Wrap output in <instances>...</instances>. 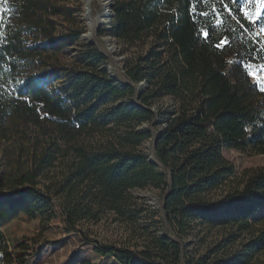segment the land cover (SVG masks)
Masks as SVG:
<instances>
[{"label": "trees", "instance_id": "16d2710c", "mask_svg": "<svg viewBox=\"0 0 264 264\" xmlns=\"http://www.w3.org/2000/svg\"><path fill=\"white\" fill-rule=\"evenodd\" d=\"M223 5L114 0V36L128 44L153 36L150 48L126 67L133 82L147 84L136 103L135 88L109 74L96 47L84 46L71 62L60 58L57 47L74 45L84 33L65 0H3L0 147L12 141L10 154L29 164L0 172L5 264L15 260L3 227L22 212L44 210H58L75 229L107 215L135 226L151 219L156 229L144 234L141 248L85 239L112 250L121 264H182V245L170 237L160 207L134 194L153 187L162 196L168 186L143 149L156 115L155 127L164 124L157 155L173 177L165 214L178 239L207 223L228 233L226 246L239 241L241 247L230 257L218 255L221 246L197 259L185 252V263L253 264L264 252V217L256 216L264 205V167L235 183L234 165L222 154L223 148L264 152V91L247 69L264 65V33L243 16L242 0ZM57 17L71 25L62 29ZM52 76L65 80L56 86ZM166 96L174 106L157 110L154 104Z\"/></svg>", "mask_w": 264, "mask_h": 264}, {"label": "rangeland", "instance_id": "374dc122", "mask_svg": "<svg viewBox=\"0 0 264 264\" xmlns=\"http://www.w3.org/2000/svg\"><path fill=\"white\" fill-rule=\"evenodd\" d=\"M242 2L245 6L247 0H242ZM65 3L68 7L76 9L75 15L76 17L78 16L79 20L78 27H82L84 33L74 45L57 47L58 55L63 61L71 62L84 46H94L106 58V66H112L115 73H118V70L122 69L126 74V67L135 63L136 59L150 48L153 41L151 34L144 36L142 40L133 44H128L114 36L110 31L113 18L110 17L106 21H100L102 0H91L90 14L85 0H65ZM249 7L254 13L258 5L253 3ZM2 11L3 0H0V15ZM88 14L91 16L92 21H94V34L90 35V37L95 43H89L83 38L84 34L89 33ZM56 19L62 29H66L71 25L68 22H60L63 18L57 17ZM263 19L264 15L255 22L262 33H264L261 30L264 29ZM109 36L113 39L112 44H108L105 41ZM96 43H100L102 50L110 54L117 61L118 67L112 64L109 57L100 50ZM247 69L249 72L254 73L257 72V69H260L257 75L261 81H264V70L259 65L248 64ZM251 77L257 82V76ZM49 80L58 86L65 79H57L56 76H52ZM154 106L158 110L159 108H169L174 105L172 98L166 96L158 100ZM163 127L164 124L161 121L156 126L157 129H162ZM140 128L146 129L144 125H141ZM23 144L28 143L25 142ZM11 145L12 141H9L0 147V172L2 174L4 171L16 170V166L21 163H24L23 167L29 165L25 157L19 160L17 154H10L13 148ZM145 151L147 152V150ZM222 154L234 165L235 178L233 181L235 183L243 180L247 170L264 167V152H258L250 148L246 150L223 148ZM229 188V186H225L223 190L228 191ZM148 192H152V195L141 197L142 194L147 195ZM221 192L219 191V193ZM134 194L144 199L153 208L159 207L161 197L159 189L152 187L136 190ZM256 216L259 218L264 217V205L258 209ZM155 218L160 219L159 216H155ZM148 227L149 229L147 230ZM158 228L156 231L162 234L164 230L163 225ZM155 229L151 219H144L135 226L131 223L116 220L111 215H107L97 222L83 220L79 222L77 229H75L66 225L63 215L58 210L52 212L44 210L35 214L22 212L5 225L2 230L5 235L8 251L15 260L14 264H121L112 250L100 248L96 243L87 241L85 239L86 236L106 245L137 249L142 247L143 239L145 238L144 234L153 232ZM227 234L226 231L220 228L208 227L207 223L204 225L197 224L191 233L183 239L185 242V252L189 253V256L194 259L209 253L212 249L219 246L222 248L218 253L221 257H230V255L239 253L241 250L239 241L226 246ZM225 241L226 243H224ZM1 254L0 248V264H5L1 259ZM253 262V264H264V252H261Z\"/></svg>", "mask_w": 264, "mask_h": 264}, {"label": "water", "instance_id": "95a60500", "mask_svg": "<svg viewBox=\"0 0 264 264\" xmlns=\"http://www.w3.org/2000/svg\"><path fill=\"white\" fill-rule=\"evenodd\" d=\"M113 5H114V0H112V3L110 5V8H111L110 17L111 18L115 17V12L113 11ZM87 35L88 34H84L83 38L89 43H95V42L90 41L88 39ZM105 41L108 44H112L113 39H112L111 36H109L107 39H105ZM96 44L98 45L100 50L109 57V59L111 60L112 64L115 65V67H118V65L116 64L117 61L110 54H108L104 50H102V48L100 47V43H96ZM107 68H108L109 74L111 76H115L118 79H120L121 81H123L125 84L131 85V86H133L135 88L136 93H135V96H134V100L136 101V103H138V99L140 98L143 89L147 87L146 82L135 83V82H133L130 79V77L127 74H125L123 72L122 69L118 70L119 71L118 73H115L112 66H108ZM152 110L156 112L155 107L152 108ZM157 120H158V118H157V115H156V117L148 125L150 131L152 132V138H151L150 141H148V142L143 144V149L147 150L150 162L156 164L162 170V172L166 175L168 186H167V189L164 192V194L160 197L159 207L161 209V214H162L163 219L165 221V224H166V227H167V230L169 232L170 237L172 239L176 240V241H179L181 243V245H182V255H181L182 264H186L185 260H184L185 242L183 240L181 241V240L178 239V236L176 235V233L174 232V230L172 229V227L168 223V220H167L166 214H165L166 201H167L168 196H169V194H170V192L172 190V187H173V177H172L171 169L168 166H166L164 163H162L159 160L158 155H157V143H158V140L160 139V137L163 134V130L162 129H157L155 127V124H156ZM151 195H152V192H148L147 195L142 194L141 197L142 196L143 197H148V196H151Z\"/></svg>", "mask_w": 264, "mask_h": 264}, {"label": "snow or ice", "instance_id": "6c2138e0", "mask_svg": "<svg viewBox=\"0 0 264 264\" xmlns=\"http://www.w3.org/2000/svg\"><path fill=\"white\" fill-rule=\"evenodd\" d=\"M221 4L223 5V0H220ZM232 3H239V0H232ZM255 3L258 5L255 12L253 13L252 9L249 7V5ZM226 10H231V5H223ZM214 11H219L218 9H213ZM240 11L243 13V16L248 19L250 22L255 23L262 15H264V0H247V3L243 8L240 9ZM223 15V12L220 13ZM4 27V21L2 18H0V28ZM264 31V29H261ZM203 37L205 40L210 38L209 32H204ZM223 43V41H221ZM219 47V45H217ZM260 68H264V65H261ZM260 69H257V72H249V76H257V87L260 88L261 91H264V81H261L258 77V72ZM18 91V90H17Z\"/></svg>", "mask_w": 264, "mask_h": 264}, {"label": "bare ground", "instance_id": "6f19581e", "mask_svg": "<svg viewBox=\"0 0 264 264\" xmlns=\"http://www.w3.org/2000/svg\"><path fill=\"white\" fill-rule=\"evenodd\" d=\"M111 1L112 0H102V12L100 14V21H106L110 18V13H111V8H110V5H111ZM85 3L87 4L88 6V11H89V14H90V10H91V0H85ZM88 14V20H89V33L87 35L88 39L92 42H94L90 35L92 36L94 34V21H92V18L91 16ZM99 21V22H100ZM114 50V49H112Z\"/></svg>", "mask_w": 264, "mask_h": 264}, {"label": "built area", "instance_id": "2783aa9c", "mask_svg": "<svg viewBox=\"0 0 264 264\" xmlns=\"http://www.w3.org/2000/svg\"><path fill=\"white\" fill-rule=\"evenodd\" d=\"M111 3H112V1H111Z\"/></svg>", "mask_w": 264, "mask_h": 264}]
</instances>
